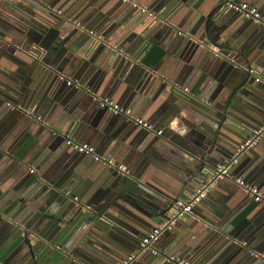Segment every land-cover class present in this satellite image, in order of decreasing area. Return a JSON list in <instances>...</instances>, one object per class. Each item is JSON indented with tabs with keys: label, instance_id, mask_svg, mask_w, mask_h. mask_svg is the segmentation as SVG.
<instances>
[{
	"label": "clouds",
	"instance_id": "9594fccd",
	"mask_svg": "<svg viewBox=\"0 0 264 264\" xmlns=\"http://www.w3.org/2000/svg\"><path fill=\"white\" fill-rule=\"evenodd\" d=\"M0 264H264V0H0Z\"/></svg>",
	"mask_w": 264,
	"mask_h": 264
}]
</instances>
